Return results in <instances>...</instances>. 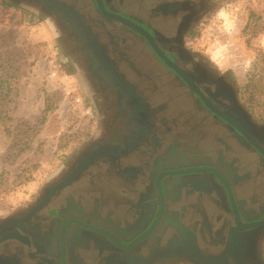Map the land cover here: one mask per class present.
Masks as SVG:
<instances>
[{
  "label": "flooded vegetation",
  "instance_id": "1",
  "mask_svg": "<svg viewBox=\"0 0 264 264\" xmlns=\"http://www.w3.org/2000/svg\"><path fill=\"white\" fill-rule=\"evenodd\" d=\"M15 1L79 55L98 128L0 218V264H264V122L188 45L210 0Z\"/></svg>",
  "mask_w": 264,
  "mask_h": 264
},
{
  "label": "rangeland",
  "instance_id": "2",
  "mask_svg": "<svg viewBox=\"0 0 264 264\" xmlns=\"http://www.w3.org/2000/svg\"><path fill=\"white\" fill-rule=\"evenodd\" d=\"M5 32L21 50L23 76L12 118L0 126V218L29 202L98 128L80 57L59 29L23 3L0 0ZM188 45L232 76L242 101L264 122V0H210Z\"/></svg>",
  "mask_w": 264,
  "mask_h": 264
},
{
  "label": "trees",
  "instance_id": "3",
  "mask_svg": "<svg viewBox=\"0 0 264 264\" xmlns=\"http://www.w3.org/2000/svg\"><path fill=\"white\" fill-rule=\"evenodd\" d=\"M20 51L15 43H9L6 32L0 34V126L6 125V120L12 118L9 108L19 93L23 76Z\"/></svg>",
  "mask_w": 264,
  "mask_h": 264
},
{
  "label": "water",
  "instance_id": "4",
  "mask_svg": "<svg viewBox=\"0 0 264 264\" xmlns=\"http://www.w3.org/2000/svg\"><path fill=\"white\" fill-rule=\"evenodd\" d=\"M236 216H237L236 218H237V222H238V224H239L240 226H243V224H242V222H241V219H240L239 215L237 214V211H236ZM252 225H253V226H263V225H264V221L256 222V223H253ZM249 226H250V224H249ZM235 247H236V250H235V252H234V255H235V256L242 255L241 252L238 251V249L241 248V244H240V242H239L238 240L236 241Z\"/></svg>",
  "mask_w": 264,
  "mask_h": 264
}]
</instances>
